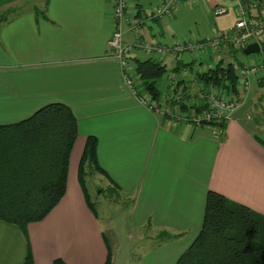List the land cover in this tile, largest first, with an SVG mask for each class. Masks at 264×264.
Instances as JSON below:
<instances>
[{
  "label": "crops",
  "instance_id": "crops-1",
  "mask_svg": "<svg viewBox=\"0 0 264 264\" xmlns=\"http://www.w3.org/2000/svg\"><path fill=\"white\" fill-rule=\"evenodd\" d=\"M160 1L130 0L124 39L136 46L134 65L148 59L145 42L205 41L232 33L238 20L237 0L179 1L171 15L156 18L151 12ZM242 1L254 4L251 15L264 20V0ZM113 6V0H0V123L20 121L60 102L73 109L79 125L65 196L45 219L27 226L35 264L56 259L104 264L109 250L118 264V237L110 242L79 179L91 135L97 137L98 161L109 177L94 171L93 183L87 172L88 192L89 184L108 190L117 184L118 197L131 201L125 264H176L201 230L209 190L264 214V74L226 120L224 141L216 127L152 111L128 88L109 47L116 28ZM221 6L229 11L216 16ZM223 57L235 59L230 46L205 55L186 51L155 57L167 67L160 90L167 91L173 81L185 83L192 103L204 84L198 73ZM166 232L179 236L166 239ZM27 251L24 230L0 220V264H21Z\"/></svg>",
  "mask_w": 264,
  "mask_h": 264
},
{
  "label": "trees",
  "instance_id": "trees-1",
  "mask_svg": "<svg viewBox=\"0 0 264 264\" xmlns=\"http://www.w3.org/2000/svg\"><path fill=\"white\" fill-rule=\"evenodd\" d=\"M243 2L250 10L251 3ZM251 17L255 21L260 19L255 15ZM3 18L4 16H0V21ZM262 44L264 46V41ZM225 46H230L235 59L227 61L226 57H223L213 67L198 73L197 77L204 83L203 86H198L199 98L190 103V97L185 95L180 104L182 112L201 115L205 108H208L207 98L201 95L205 88L222 89L225 93H240L235 62L243 63L244 60L239 59L238 55L244 53L246 46L237 47L233 43H227ZM211 52L216 51L209 50L205 54ZM260 52L256 54L260 55ZM135 71L143 89L153 99L162 102L163 93L158 82L167 73L166 65L155 58L139 59ZM262 74L264 72L258 76ZM180 85L185 86L186 94L190 92L185 83H179ZM247 97L240 99L244 103ZM163 115L198 126L192 116L184 119L169 114ZM227 119L225 113L210 121H202L200 126L216 127L219 138L224 141ZM78 135V119L73 109L60 102L46 104L20 121L0 123V220L20 226L27 235V256L21 264H35L27 226L45 219L67 192L70 157ZM97 146V137L89 136L80 163L79 179L87 205L98 218L99 212L85 180L88 169L109 177L99 164ZM114 187L116 191L111 188L107 190L118 196L117 184H114ZM165 235L166 239L179 236L169 232ZM54 264L66 263L62 259H56ZM104 264H113L110 250ZM176 264H264V214L219 192L209 190L201 230L179 256Z\"/></svg>",
  "mask_w": 264,
  "mask_h": 264
},
{
  "label": "built area",
  "instance_id": "built-area-1",
  "mask_svg": "<svg viewBox=\"0 0 264 264\" xmlns=\"http://www.w3.org/2000/svg\"><path fill=\"white\" fill-rule=\"evenodd\" d=\"M185 0H161L152 9V16L156 18H164L171 15L175 4ZM238 1V20L234 26L232 33L228 35H216L205 41L185 42L177 41L173 45H164L159 43L145 42L142 49L148 58H155L166 53L173 52L181 54L183 52H193L196 54H205L209 50H220L227 43H233L237 47H245L248 44L257 42L260 45V55L247 57L242 64H236L237 74L239 76L238 89L240 93L233 91L225 93L222 89L208 88L203 89L202 96H205L208 108H205L201 115L190 112H182L180 104L184 101L186 89L184 85H180L177 81L170 84L169 89L162 94V102L152 98L147 93L140 82L135 71V65L132 61L133 52L136 46L126 42L124 39L125 25L131 20L127 13L130 0H113V18L115 21V31L109 41V47L112 54L119 60L123 77L126 85L138 100L152 111L169 114L176 118H184L192 116L194 121L200 126L204 120L210 121L213 118L221 117L226 113V118L232 117V114L242 105L243 101L240 97L248 96L252 88V82L259 74L264 72V20H253L250 10L242 0ZM251 7H255L251 3ZM251 9V8H250ZM229 8L225 6L217 7L214 11L216 16L228 13ZM139 26H135L138 29ZM156 59V58H155ZM203 86V85H202ZM175 105H177L175 107Z\"/></svg>",
  "mask_w": 264,
  "mask_h": 264
},
{
  "label": "rangeland",
  "instance_id": "rangeland-1",
  "mask_svg": "<svg viewBox=\"0 0 264 264\" xmlns=\"http://www.w3.org/2000/svg\"><path fill=\"white\" fill-rule=\"evenodd\" d=\"M255 55L257 54H252L250 56ZM238 57L241 59H246L248 55H245L244 53H239ZM226 58L229 59V57ZM92 171L93 170L88 169L87 175L88 179L95 183L96 179L94 178V171L93 173ZM89 187L92 199L95 202L97 210L99 212L101 224L106 230V234L109 237L110 242H113L116 236L118 237L119 244L117 245H120V250L118 251V264H125V259L128 256L129 250L131 248L130 240L125 239L126 234L124 232V228H126V224L127 222H129L130 219V215L128 213L131 208V201L119 198L116 193L108 191V188H106L102 184L92 185V187L95 189L91 188L90 184ZM135 258H133V261H135Z\"/></svg>",
  "mask_w": 264,
  "mask_h": 264
},
{
  "label": "water",
  "instance_id": "water-1",
  "mask_svg": "<svg viewBox=\"0 0 264 264\" xmlns=\"http://www.w3.org/2000/svg\"><path fill=\"white\" fill-rule=\"evenodd\" d=\"M260 51H261V48L259 46V43L257 42L251 43L244 48V53L246 55L256 54V53H259Z\"/></svg>",
  "mask_w": 264,
  "mask_h": 264
}]
</instances>
